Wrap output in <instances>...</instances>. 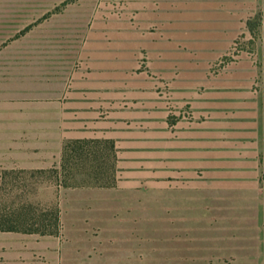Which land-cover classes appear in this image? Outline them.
Returning a JSON list of instances; mask_svg holds the SVG:
<instances>
[{
  "label": "rangeland",
  "instance_id": "rangeland-1",
  "mask_svg": "<svg viewBox=\"0 0 264 264\" xmlns=\"http://www.w3.org/2000/svg\"><path fill=\"white\" fill-rule=\"evenodd\" d=\"M128 3L0 0V264H264V154L253 191L148 189L121 182L109 142L70 138L68 108L97 87L81 77L85 44ZM243 4L245 29L208 74L246 60L264 96V0ZM146 59L132 72L152 77Z\"/></svg>",
  "mask_w": 264,
  "mask_h": 264
},
{
  "label": "crops",
  "instance_id": "crops-1",
  "mask_svg": "<svg viewBox=\"0 0 264 264\" xmlns=\"http://www.w3.org/2000/svg\"><path fill=\"white\" fill-rule=\"evenodd\" d=\"M128 1L116 28L100 32L99 48L85 44L81 77L97 87H85L82 106L68 108L70 138L112 144L119 178L133 187L258 189L264 96L253 87L256 72L242 60L208 74L245 29L244 0ZM142 53L152 77L132 72ZM125 57L131 73L110 68ZM113 70L117 86L109 85ZM163 82L167 99L157 93Z\"/></svg>",
  "mask_w": 264,
  "mask_h": 264
},
{
  "label": "trees",
  "instance_id": "trees-1",
  "mask_svg": "<svg viewBox=\"0 0 264 264\" xmlns=\"http://www.w3.org/2000/svg\"><path fill=\"white\" fill-rule=\"evenodd\" d=\"M248 25V24H247Z\"/></svg>",
  "mask_w": 264,
  "mask_h": 264
}]
</instances>
